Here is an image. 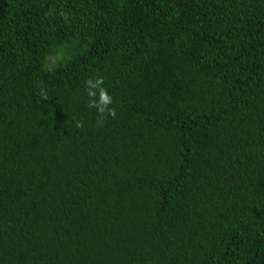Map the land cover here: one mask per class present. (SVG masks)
<instances>
[{
    "label": "trees",
    "instance_id": "1",
    "mask_svg": "<svg viewBox=\"0 0 264 264\" xmlns=\"http://www.w3.org/2000/svg\"><path fill=\"white\" fill-rule=\"evenodd\" d=\"M0 264H264V0H0Z\"/></svg>",
    "mask_w": 264,
    "mask_h": 264
},
{
    "label": "clouds",
    "instance_id": "2",
    "mask_svg": "<svg viewBox=\"0 0 264 264\" xmlns=\"http://www.w3.org/2000/svg\"><path fill=\"white\" fill-rule=\"evenodd\" d=\"M86 95L88 97L87 107L95 108L99 113L97 125H102L107 117L115 118L116 112L110 107L112 104V97L108 94L107 90L103 87V78H90L85 81ZM77 128L83 127V122L77 120L75 122Z\"/></svg>",
    "mask_w": 264,
    "mask_h": 264
}]
</instances>
